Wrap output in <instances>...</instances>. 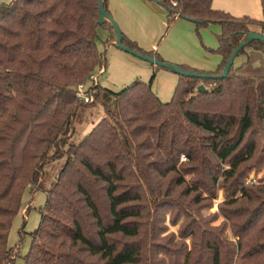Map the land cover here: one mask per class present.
Here are the masks:
<instances>
[{"label": "trees", "instance_id": "16d2710c", "mask_svg": "<svg viewBox=\"0 0 264 264\" xmlns=\"http://www.w3.org/2000/svg\"><path fill=\"white\" fill-rule=\"evenodd\" d=\"M147 1L166 11L168 23L180 18L196 31L220 27L211 51L221 58L218 68L178 66L183 71L220 75L248 33L264 35V22L215 10L213 0ZM103 9L110 14L108 0ZM98 15V0H13L0 6V264H13L17 255L7 239L22 194L37 184L46 165L63 157L24 264H264V171L258 176L264 170V44L245 45L237 55L245 61L224 79L178 76L168 102L152 93V76L120 92L94 84L91 104L83 105L74 88L96 70L105 71L97 29L110 31L104 44L114 45L111 24L99 25ZM121 42L164 62L123 33ZM199 82L215 88L199 92ZM201 98L218 101L224 110L193 109ZM94 103L104 117L64 151L77 108ZM248 162L255 172L249 183L241 170ZM184 164L204 165L203 180L189 185L182 175L197 170ZM216 183L222 201L211 218L202 219L200 211L217 200ZM191 194L188 203L180 201ZM166 214L171 225L185 220L179 237L190 240V248L182 241L171 250L159 247ZM218 218L222 222L213 226ZM151 247L164 259L147 256Z\"/></svg>", "mask_w": 264, "mask_h": 264}, {"label": "rangeland", "instance_id": "374dc122", "mask_svg": "<svg viewBox=\"0 0 264 264\" xmlns=\"http://www.w3.org/2000/svg\"><path fill=\"white\" fill-rule=\"evenodd\" d=\"M12 1L0 0V6L9 4ZM212 8L235 18L247 17L264 22V0H213ZM162 10L160 11L161 13L149 11L145 14V12H138V19L141 21V26L145 28V34L140 31L138 33L136 32V37L140 41L139 44L137 43L138 47L145 52L157 53L162 61L170 64L189 67L202 72L215 71L221 60L218 55L211 53V51L216 50L218 47V36L221 32L220 27L211 24L196 31V27L192 22L180 18H176L171 23H168L167 13L164 9ZM110 36H113L110 31L106 32L101 28L97 29V50L99 53L104 54L106 60L104 73L100 75L97 73L98 70L95 72V75L97 74L98 85L112 92H120L135 81L147 84L152 76H154L151 84L152 93L162 102L170 101L179 81L178 76L170 71L134 57L129 53H125L115 45H105L104 42ZM153 45L154 48H152ZM244 61L245 58L243 56L236 58L234 67H238ZM199 86H203L207 91L215 88L214 84L210 82H199ZM77 102L80 104L79 101ZM193 109L212 114L218 111L222 112L224 105L213 99L210 100V98H201L196 101ZM103 117V111L98 103H94L92 107L79 106L73 122V131L68 138V144L64 148V151H67L68 145L78 144ZM200 136L208 137L207 134L203 133ZM182 161H184L183 157L179 162L183 163ZM64 162L65 158L63 157L46 165L42 171V177L37 184L28 185L22 194L20 212L12 221L7 239L8 248L15 249L17 253L13 264H24V256L28 253L31 245V234L39 227L41 221L40 212L46 203L47 191L57 179ZM251 162L243 165L241 169L245 170V174L248 176L246 178L247 183L254 179L255 175V172L251 170L252 168H249L253 166ZM195 166L197 165L184 164L186 169L190 168L188 169L191 170L190 172H192L193 167L197 170V172L182 175L189 185L194 180H203L202 176L206 174L204 165L201 166L198 164L199 167ZM263 171L258 176H261ZM172 178L173 176L168 177L162 183L167 184L171 182ZM218 182V186L220 187L222 181L218 180ZM217 183L215 186L218 189ZM37 186L40 190H36ZM175 191L180 192L181 189H175ZM217 196V200L212 203L210 208L200 211L199 216L202 219L211 218L217 212V204L222 201L223 197L222 190H217ZM192 197L193 194L182 198L180 201L188 203ZM200 205L206 206L209 204L202 203ZM170 220V214H166L164 222L166 232L158 240L159 247L171 250L184 242L190 248V240L179 237V232L185 227V220L181 218L176 223L174 222L176 225H171ZM221 222L222 218H218L212 225L216 226ZM152 254L157 255V260L164 259V255L158 251V247H151L150 250L148 248L147 256L151 258Z\"/></svg>", "mask_w": 264, "mask_h": 264}, {"label": "water", "instance_id": "95a60500", "mask_svg": "<svg viewBox=\"0 0 264 264\" xmlns=\"http://www.w3.org/2000/svg\"><path fill=\"white\" fill-rule=\"evenodd\" d=\"M99 2V15H98V24H102L104 21H107L111 24L112 28H113V34H114V45L121 51L125 52V53H129L130 55L137 57L143 61H146L156 67H159L161 69L167 70L172 72L173 74L180 76V77H184V78H194V79H201V80H209V79H213V80H217V79H224L227 77L231 67L234 66V61L237 58V55L239 53V51L248 43L252 42V41H258L264 44V35L261 34H257V33H248L245 38L243 39V41L239 44V46H237L233 51L232 54L230 55L229 59L227 60L223 71L220 75H200L194 72H189V71H183L182 69H180L177 65L174 64H170L167 62H161L158 61L156 59H154L153 57H149L146 55H142L139 54L138 52L131 50L129 48H127L126 46H124L121 42V34L122 32L120 31L116 21L113 19V17L106 13L103 9V0H98ZM197 90L199 92H206V89L203 86H199L197 88Z\"/></svg>", "mask_w": 264, "mask_h": 264}, {"label": "crops", "instance_id": "0c3cea01", "mask_svg": "<svg viewBox=\"0 0 264 264\" xmlns=\"http://www.w3.org/2000/svg\"><path fill=\"white\" fill-rule=\"evenodd\" d=\"M108 10L113 19L117 21L120 31L136 44L140 43L136 32L140 31L145 34V28L141 26V21L138 19V12L146 14L149 11L158 13L163 11L156 4L147 0H108ZM219 59L221 60L220 56Z\"/></svg>", "mask_w": 264, "mask_h": 264}, {"label": "built area", "instance_id": "2783aa9c", "mask_svg": "<svg viewBox=\"0 0 264 264\" xmlns=\"http://www.w3.org/2000/svg\"><path fill=\"white\" fill-rule=\"evenodd\" d=\"M173 6H175V3H173ZM103 73H104V70H102V69L98 72V74H100V75ZM96 75L90 74L85 83H81L74 88L75 98L77 99V101L80 102V104H83V105L91 104V102H92L91 92L92 91H91L90 87L94 84H98ZM252 181H253V179H252Z\"/></svg>", "mask_w": 264, "mask_h": 264}]
</instances>
